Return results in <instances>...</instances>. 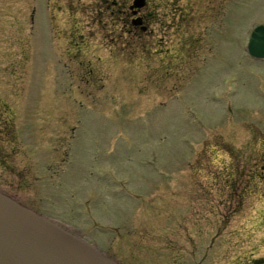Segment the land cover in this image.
<instances>
[{
	"label": "rangeland",
	"instance_id": "1",
	"mask_svg": "<svg viewBox=\"0 0 264 264\" xmlns=\"http://www.w3.org/2000/svg\"><path fill=\"white\" fill-rule=\"evenodd\" d=\"M135 1L0 0V191L119 264H264V0Z\"/></svg>",
	"mask_w": 264,
	"mask_h": 264
},
{
	"label": "water",
	"instance_id": "2",
	"mask_svg": "<svg viewBox=\"0 0 264 264\" xmlns=\"http://www.w3.org/2000/svg\"><path fill=\"white\" fill-rule=\"evenodd\" d=\"M145 0L135 2L142 7ZM246 52L264 60V24L250 32ZM0 264H119L74 229L0 191Z\"/></svg>",
	"mask_w": 264,
	"mask_h": 264
},
{
	"label": "flooded vegetation",
	"instance_id": "3",
	"mask_svg": "<svg viewBox=\"0 0 264 264\" xmlns=\"http://www.w3.org/2000/svg\"><path fill=\"white\" fill-rule=\"evenodd\" d=\"M139 11H140V10L137 9V10H135L134 12H139ZM122 14H123V13H122ZM140 18H141V20H139L138 22H136L135 20H133L132 25L135 26L134 24H136V23L142 25V24L144 23V22H143V21H144V18H143V17H140Z\"/></svg>",
	"mask_w": 264,
	"mask_h": 264
},
{
	"label": "bare ground",
	"instance_id": "4",
	"mask_svg": "<svg viewBox=\"0 0 264 264\" xmlns=\"http://www.w3.org/2000/svg\"><path fill=\"white\" fill-rule=\"evenodd\" d=\"M137 1L139 2L140 0H137ZM135 2H136V1H135ZM135 8L139 10L140 7H135ZM254 240H257V239H254Z\"/></svg>",
	"mask_w": 264,
	"mask_h": 264
}]
</instances>
